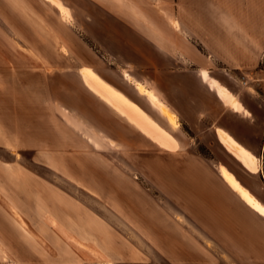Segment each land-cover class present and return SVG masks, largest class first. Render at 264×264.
Here are the masks:
<instances>
[{"label":"rangeland","instance_id":"obj_1","mask_svg":"<svg viewBox=\"0 0 264 264\" xmlns=\"http://www.w3.org/2000/svg\"><path fill=\"white\" fill-rule=\"evenodd\" d=\"M46 1L50 4L47 2L45 7L39 6L38 11L32 13L37 41L19 35L15 28L7 37H3L9 48L17 49V53L0 51V121L11 128V131L0 128V139L6 141V138L14 143V136L20 135L28 142L32 140L34 134L30 130L26 131L25 124L19 118L24 108L22 99L31 100L50 116L55 111L64 123L66 131L63 134H67L65 138L71 141L73 153L76 151L84 154L73 156L66 164L51 163L52 168H41V173L55 175V171H59L57 175H90L94 183L96 177L101 175L114 176L112 181L99 179L97 182L104 184L105 187L101 189L104 197L113 200L120 210L119 217L105 210L102 212L105 219L103 223L98 220L97 229L104 232V236L97 238L94 230L86 229V223L74 220L78 214L76 208L72 209L70 228L57 226L62 233L59 234L66 241L65 251L74 257L79 252L95 264H109V259L121 264L126 261L125 256L128 257L129 253H133V264L140 261L144 264H227L217 255V248L211 246L181 212L169 207L160 193L159 179H147L145 175L157 176L165 170L167 160L177 163L183 161L184 157H197L211 166H221V174L233 186L238 187V184L232 175L243 181L251 191L259 188L264 195L261 184V180L264 182V36L251 37L250 50L239 51L238 46L232 45L230 40L223 42L220 37L215 39L205 34L183 37V24L181 26L180 21L190 27L195 24L200 32L203 29L198 21H194L193 12L176 1L117 0L119 12L134 20L138 32L145 33L148 30L158 38L155 40V51L147 54V67L127 68L121 60L107 57L83 33L81 22L85 11L81 10L79 0H67V5L63 0ZM160 4L164 15L159 13ZM214 6L222 8L224 5L217 3ZM215 9L218 11V8ZM175 17H180V21ZM160 38H166L171 45L162 46ZM181 43H186L184 48H181ZM19 49L39 59L44 65H52L39 69L43 72L41 77H32L26 69L18 66L16 59H19L21 53ZM137 57L145 58L144 53H137ZM184 76L195 77L199 82L203 103L193 109V116L189 118L181 114V78ZM212 80L225 87L230 95L224 98L218 94ZM84 83L107 102L110 90L133 101L153 120L157 128L152 127L151 131L141 122L136 123V126L159 145V135H162L160 128L170 136L168 139L172 138L177 143L176 148L171 149L175 150L168 151L151 141L111 107L105 106L103 109L89 102L85 96ZM138 83L176 114L177 128H173L158 107L138 91ZM65 87L69 91V98L72 101H83L82 109L89 111L94 118L103 117L101 119L107 123L110 121L108 114L116 120L110 126L119 130L120 145L100 139L96 132L86 128L82 119L70 117L58 109L57 96L62 95ZM34 91L36 95L32 96ZM231 98H235L249 113L231 106ZM82 116L86 118V115ZM49 120L46 123H53ZM222 126L244 131L242 142L246 150L256 158L255 170L250 169L218 140L214 128ZM80 141L84 142H81L83 147ZM85 142L92 145V148H86ZM0 156L11 162L6 152L0 151ZM7 169L10 174H16L12 166L7 165ZM72 192L81 194L75 186H72ZM246 194L256 203L253 197ZM72 199L74 201L75 198ZM87 200L88 206L101 207L91 196ZM41 214L48 218L51 215L45 211ZM128 218L137 227L131 228L132 223L129 224ZM107 219L111 224L106 222ZM138 228L149 236L150 244L142 242L137 236L134 231ZM129 239L132 244L128 243ZM142 249L146 254L143 259L139 258Z\"/></svg>","mask_w":264,"mask_h":264},{"label":"crops","instance_id":"obj_2","mask_svg":"<svg viewBox=\"0 0 264 264\" xmlns=\"http://www.w3.org/2000/svg\"><path fill=\"white\" fill-rule=\"evenodd\" d=\"M63 1L67 5V0ZM161 1L171 3L176 1L193 12L194 21H198L203 31H198L200 29L195 24L190 27L180 21V17H175L177 20L179 19L181 26L183 24V33L181 34L183 37L191 34H205L215 39L220 37L223 42L230 40L232 45L238 46L237 50L247 51L250 50L251 37L264 36V0ZM47 2L46 0H0L1 52L17 53V49L9 48L4 40L11 31L13 32L14 28L19 35L38 40L32 13L34 10L37 12L39 6L45 7ZM79 2L81 10L85 11L81 29L98 46L99 50L111 59L121 60L124 67H147V54H152L155 51V40H158L155 35L148 30H145V33L138 32L134 27V20L119 12L117 0H79ZM217 3L224 6L222 8L214 6ZM48 4L50 3L48 2ZM214 7L218 8V11L216 9L214 11ZM159 8H161L159 13L164 15L162 5ZM164 36L166 37V33ZM159 43L165 47L171 45L166 38H160ZM185 44L181 43V48H184ZM175 45H177L176 42ZM19 50L21 53L19 59H16L18 66L26 69L29 74H32V77H41L43 72L39 69L52 65H44L39 59ZM137 53H144L145 58H138ZM84 86L85 96L89 102L103 109L105 106L111 107L126 118L139 132L144 133L151 141L159 145L156 140L136 126V123L141 122L150 130L152 127L157 128L153 120L144 114L133 101L129 99L143 115V119L140 121L126 115L109 99L108 103L85 83ZM199 89L200 84L195 77L184 76L181 78V100H179L183 116L192 117L193 109L203 104ZM216 91L218 92L217 89ZM35 93L34 91L32 96L36 95ZM68 93L69 91L65 87L62 95L57 96L58 109L63 110L70 117L82 119L86 128L96 132L100 139H105L116 146L120 145L119 130L110 126V124L116 123V120L108 114L107 118L110 121L107 123L101 119L103 117L94 118V115L89 111L85 112L82 109L83 101H72ZM218 94L224 98L230 95L228 91L226 96L220 92ZM148 98L158 109L163 105L151 94ZM22 100L24 108L21 109L19 118L25 124L26 131L30 130L34 134L32 140L28 142L24 136L20 135L14 136V143H10L6 138V141L0 139V151L6 152L11 158L9 163L0 156V264H95L91 262L92 259L79 252L75 254L77 257L68 254L65 251L66 241L59 234L61 231L57 226L70 228L71 212L76 208L78 215L74 216V220L81 224L86 223L87 230H94L97 238H103L104 232L97 229L98 220L103 223L105 219L102 212L106 211L112 216L119 217L120 210L115 206L113 200L109 201L104 197L101 189L105 186L97 181L99 179L112 181L114 176L101 175L96 177L94 183L90 175H57L60 173L59 171H55V175L41 173V168L51 169V163L66 164L72 160L73 156H81L84 153L78 154L76 151L73 153L71 141L65 138L67 134H63V131L66 130L60 115L54 111L50 116L31 100ZM79 112L86 115V118ZM47 116L53 123H46ZM0 128L11 131V128L3 121H0ZM219 128L231 134L242 147L247 149L242 142L243 130L235 131L223 126ZM159 131L162 134L159 135V146L168 151H174L175 149H171L176 148L177 143L172 138L168 139L167 137L170 136L160 128ZM81 142H84L80 141V146L83 147ZM85 146L92 148V145L86 142ZM161 157L164 158L163 155ZM25 163H29V165H25ZM165 163V170L158 173L157 176L145 175V177L159 179L160 193L169 207L174 211L181 212L180 214L190 225L200 231L211 246L218 249V251L216 249L217 255H220L227 264H264V215H261L260 211L249 202L242 192L245 191L256 201L264 204V195L261 190L258 188L254 192L251 191L243 181L234 175L232 176L238 187L233 186L221 174V166H211L201 158L186 159L184 157L183 161L179 160L177 163H170L169 160ZM7 165L15 168L16 174H10ZM262 177L264 180V175ZM261 184L264 187L262 180ZM72 186H75L81 194H74ZM90 196L93 200H97L101 207L88 206L87 198ZM73 206L74 208H72ZM42 211L50 212L49 218L41 214ZM127 220L129 224L132 223L131 228L137 227L131 219ZM106 222L111 224L108 219ZM56 223L58 224L56 225ZM89 223H91L90 227ZM95 226H97L96 229H94ZM137 231L134 232L142 242L151 243V239L142 229L138 228ZM128 243L132 244V240L129 239ZM139 253L141 254L139 258L146 257L144 249ZM127 255L128 257L125 256L126 261L121 264L135 262L133 253ZM111 260L108 261L112 264H119V261L112 262ZM138 264L144 263L140 261Z\"/></svg>","mask_w":264,"mask_h":264},{"label":"bare ground","instance_id":"obj_3","mask_svg":"<svg viewBox=\"0 0 264 264\" xmlns=\"http://www.w3.org/2000/svg\"><path fill=\"white\" fill-rule=\"evenodd\" d=\"M212 84L216 85L218 92H220L221 94H224L225 96L227 95L228 90L225 87L216 83L214 80H212ZM136 88L138 89V91L144 93V95L150 97V93L146 90V88L143 85L138 83L136 85ZM107 97L119 110L124 112L126 115H128L132 119H135L136 121H140L143 119V115L141 111L136 107V105H134V103H132L128 98H126L119 92L110 90L107 93ZM230 105L233 106L234 108L243 110V112L246 114L249 113L247 112V110H244V108L240 104H238V101L235 98H231ZM159 110L173 127L175 128L178 127L177 117L172 111H170L164 105H161L159 107ZM214 131L218 135L220 140L227 146V148L230 151L234 153V155H236L238 159H241L243 162H245L250 167V169L255 170L256 158L249 151H247L244 147H242L233 137L229 136L221 128L215 127ZM229 177L231 178V176ZM256 204H258L257 201H256ZM259 206L261 208H264V204L262 203L261 205L259 204Z\"/></svg>","mask_w":264,"mask_h":264},{"label":"snow or ice","instance_id":"obj_4","mask_svg":"<svg viewBox=\"0 0 264 264\" xmlns=\"http://www.w3.org/2000/svg\"><path fill=\"white\" fill-rule=\"evenodd\" d=\"M244 195L249 200V202L252 203L257 208L258 211H260L261 215H264V208H260L259 205H256L255 202L252 201L250 197H247L246 193H244Z\"/></svg>","mask_w":264,"mask_h":264}]
</instances>
